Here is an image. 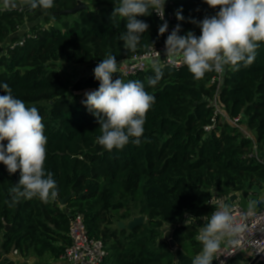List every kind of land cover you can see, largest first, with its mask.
Segmentation results:
<instances>
[{
	"label": "trees",
	"instance_id": "16d2710c",
	"mask_svg": "<svg viewBox=\"0 0 264 264\" xmlns=\"http://www.w3.org/2000/svg\"><path fill=\"white\" fill-rule=\"evenodd\" d=\"M82 1L89 8L69 15L53 13L75 7L78 0H54L46 11L0 8V45L27 31L0 51V84L7 83L16 98L39 110L48 141L44 167L58 187L54 201L21 199L10 206L20 174L10 175L0 163V261L14 251L23 258H60L72 242L76 212L85 215L90 236L105 243L109 254L103 264H174L175 252L162 240L165 228L179 248L196 256L202 248L196 219L215 210L213 195L264 184V161L257 154L264 148V42L251 65L226 66L220 81H213L215 71L196 80L186 66H165L152 87L147 80L153 69L132 76L117 71L114 79L142 81L155 103L140 143L130 140L123 149L107 151L97 143L99 124L82 104L86 97L74 102L69 96L96 90L99 81L91 73L71 83L64 67L95 68L109 54L117 62L144 54L163 45L167 34H158L162 22L155 12L137 17L149 29L135 52L125 50L119 36L126 22L110 19L114 0ZM181 9L184 20L178 21L175 13ZM169 10L180 35L197 36L200 28L190 20L218 11L204 0H172ZM236 117L251 137L235 125ZM141 215L145 222L134 229L118 227L119 221ZM187 216L195 219L186 226Z\"/></svg>",
	"mask_w": 264,
	"mask_h": 264
},
{
	"label": "clouds",
	"instance_id": "9594fccd",
	"mask_svg": "<svg viewBox=\"0 0 264 264\" xmlns=\"http://www.w3.org/2000/svg\"><path fill=\"white\" fill-rule=\"evenodd\" d=\"M210 8L218 9L202 20H190L200 28V35L188 31L180 35L177 24L165 40L164 56L169 64L178 60L185 65L196 80L207 72L223 73L226 66L239 70L241 64L251 65L257 48L264 42V0H204ZM7 6L10 0H4ZM22 5L32 10H48L54 7V0H20ZM166 0H114L111 21H125V31L119 36L125 50L135 52L140 46L149 25L138 19L153 12L163 21L158 34L164 35L168 22L164 19ZM182 9L175 13L178 21L184 20ZM152 60L154 76L147 83L154 87L162 78L160 53ZM117 58L107 55L94 68L93 73L99 87L85 92L82 104L99 124L101 135L97 143L105 150L123 149L131 140L140 143L148 111L155 103V97L145 90L140 80L116 77ZM0 163L8 173L19 171L20 178L12 189L10 206L21 199L38 198L44 203L55 200L58 187L53 173L46 171L47 137L43 118L37 107L26 106L25 102L13 95L7 83L0 84ZM134 138V139H133ZM7 142L6 145L4 142ZM260 202H264V198ZM258 201H249L254 209ZM195 219L187 216L186 226ZM204 221L196 239L202 245L201 251L193 258L192 264H213L225 238H231L243 231V225L236 221L228 205L201 217ZM223 264V261H221Z\"/></svg>",
	"mask_w": 264,
	"mask_h": 264
},
{
	"label": "built area",
	"instance_id": "2783aa9c",
	"mask_svg": "<svg viewBox=\"0 0 264 264\" xmlns=\"http://www.w3.org/2000/svg\"><path fill=\"white\" fill-rule=\"evenodd\" d=\"M171 2L172 0H166L165 3L164 19L168 22L167 36L176 26L174 13L169 10ZM161 22L163 23V21ZM22 42L20 43L22 44ZM164 49L165 43L159 47H151L147 53H136L128 59L118 61V71L124 76H132L152 69L151 61L157 58L156 51L160 53L159 61L161 67L166 66L174 69L185 67L179 60L175 64H169L165 59ZM96 66L97 63L94 67ZM223 73H218V77L216 76L213 81H220ZM241 120V117H236L233 122L244 130L240 124ZM245 134L249 137L252 136L250 133ZM210 202L215 206V210L223 205H228L236 221L243 225L242 232L231 238V240L225 238L224 242H222L220 251L217 253L219 257L216 260L217 264H221V261L226 264L230 259L244 251L252 253L251 263L257 258L255 264H264V207L250 209L248 206H243L239 201H229L225 196L215 195ZM69 236L72 242L62 256L65 264H103L105 262L109 254L106 245L103 240L90 236L83 213L76 212L72 215ZM14 253L18 254L17 251H14Z\"/></svg>",
	"mask_w": 264,
	"mask_h": 264
},
{
	"label": "crops",
	"instance_id": "0c3cea01",
	"mask_svg": "<svg viewBox=\"0 0 264 264\" xmlns=\"http://www.w3.org/2000/svg\"><path fill=\"white\" fill-rule=\"evenodd\" d=\"M18 4L22 5L20 3V0H10V3L6 6L4 3V0H0V8L1 9H9V8H17ZM26 7L25 5H22L23 8ZM244 131L246 133H249V131L244 128ZM258 157L264 161V148L259 150L257 153ZM247 196L244 195L245 192H234L230 195H221L219 193H215V196H225L229 201H239L243 206L249 207V201L256 200L258 201L255 208H262L264 207V202H260L262 198H264V184L260 187H256L253 190L251 188L248 189ZM213 195V196H214ZM129 222V221H128ZM126 222V223H128ZM196 222H198V227L200 228L204 221L202 219H196ZM222 245V244H221ZM175 252V263L174 264H192V260L195 256L188 255L185 253L181 248L178 246L173 249ZM253 256L252 253L249 251H244L238 254L236 257L230 259L226 264H250ZM42 262L44 264H65L64 259L62 256L60 258H50L47 257L44 260L30 257V258H23L19 254H15L14 252L5 256L1 261L0 264H7L8 262H15L16 264H34L35 262ZM216 261V260H215ZM217 263V261H216Z\"/></svg>",
	"mask_w": 264,
	"mask_h": 264
},
{
	"label": "water",
	"instance_id": "95a60500",
	"mask_svg": "<svg viewBox=\"0 0 264 264\" xmlns=\"http://www.w3.org/2000/svg\"><path fill=\"white\" fill-rule=\"evenodd\" d=\"M22 7V5L18 4L17 8H20ZM27 7V6H26ZM89 8V6L87 4H85L82 0H78V3L75 7L71 8V9H64V10H61L59 12H56V13H53L55 15H69V14H76L77 12H79L80 10H83V9H87ZM26 30H19L13 34H11L1 45H0V51L3 50V47H6L7 45H9L10 43H12V41L20 38V37H23L25 34H26ZM251 188V187H250ZM248 192H245L244 195L247 196ZM69 199V196L61 199V204L62 205H65L67 203ZM145 219L146 217L141 215V216H138V217H134L132 220H130L128 223L124 222V221H119L118 222V227L121 228V229H124V228H128V229H134L135 227L143 224L145 222ZM9 228V227H8ZM162 240H167L170 244V247L172 249L176 248L177 247V243L176 241L174 240L173 238V233L170 229L168 228H165L164 229V235L162 237ZM257 262V258H255L251 264H255ZM34 264H44L42 262H35Z\"/></svg>",
	"mask_w": 264,
	"mask_h": 264
},
{
	"label": "rangeland",
	"instance_id": "374dc122",
	"mask_svg": "<svg viewBox=\"0 0 264 264\" xmlns=\"http://www.w3.org/2000/svg\"><path fill=\"white\" fill-rule=\"evenodd\" d=\"M64 69L66 70L67 72V75L70 77V82H74L84 76H88L90 75L91 73H93V67L92 68H78L76 67L75 65H72V64H68L64 67ZM93 89H90V90H84V91H81V92H75V91H71L69 92V96L70 98L75 102V101H78V100H81L82 97H84L85 95V92H88V91H92ZM251 134V133H250Z\"/></svg>",
	"mask_w": 264,
	"mask_h": 264
}]
</instances>
